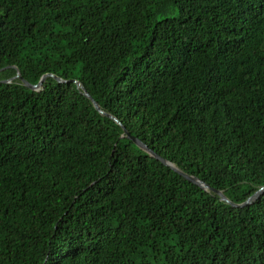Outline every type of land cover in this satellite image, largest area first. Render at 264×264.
<instances>
[{
    "label": "trees",
    "instance_id": "16d2710c",
    "mask_svg": "<svg viewBox=\"0 0 264 264\" xmlns=\"http://www.w3.org/2000/svg\"><path fill=\"white\" fill-rule=\"evenodd\" d=\"M8 67V68H7ZM0 264H264V0H0Z\"/></svg>",
    "mask_w": 264,
    "mask_h": 264
},
{
    "label": "water",
    "instance_id": "95a60500",
    "mask_svg": "<svg viewBox=\"0 0 264 264\" xmlns=\"http://www.w3.org/2000/svg\"><path fill=\"white\" fill-rule=\"evenodd\" d=\"M8 68V67H7ZM14 69H16L17 74L15 77H13L10 80L7 81H2L0 83H4V84H14L17 81H20L26 88H28L29 90H31L32 92H41L42 90L45 89V83L47 82L48 79H53L55 80L57 83L59 84H64L67 83L65 80H63L62 78L53 75V74H45L41 77V79L39 80L38 84L33 85L31 83H29L27 80H25L23 78V76L21 75L20 70L17 67H14ZM4 69L0 70V72H2ZM69 82H73L77 88L80 90L81 94H83V96L85 98H87L91 104L94 106V108L103 116L110 118L111 120H113L116 124H118L119 126L122 127L124 134L121 136V138H127L129 140H131L140 150H142L146 155L150 156L151 158L159 161L161 164H163L166 167H169L173 172H175L176 174H178L179 176H181L182 178H184L186 181H188L189 183L194 184L195 186L199 187L201 190L217 197L221 202L225 203L226 205L233 207V208H245L248 206L253 205L262 195H264V186H261L258 188V190L250 197L247 199L246 202H244L243 204H235L234 202H232L223 191L220 190H216L214 188H212L211 186H209L208 184H206L205 182H203L202 180H200L199 178L190 175L188 173H186L184 170H182L181 168H179L177 165L169 162L168 160H165L164 158H162L161 156H159L157 153L154 152V150L150 149L145 143H143L141 140H139L138 138L133 137L127 130L126 128L121 124V122L113 117L112 115H109L107 113H105L104 111L101 110V108L99 107V105L97 104V102H95V100L90 96V94L87 92V90L85 89V87L78 81L76 80H71Z\"/></svg>",
    "mask_w": 264,
    "mask_h": 264
}]
</instances>
